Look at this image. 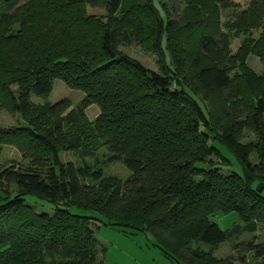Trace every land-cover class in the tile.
I'll use <instances>...</instances> for the list:
<instances>
[{
	"label": "trees",
	"instance_id": "1",
	"mask_svg": "<svg viewBox=\"0 0 264 264\" xmlns=\"http://www.w3.org/2000/svg\"><path fill=\"white\" fill-rule=\"evenodd\" d=\"M86 5H102L106 15L88 14ZM234 7L233 0H0V109L26 123L0 129V147L27 159L0 165V264H101L97 224L148 234L174 262L235 264L215 250L264 228V69L257 75L246 66L256 56L264 67V0L222 21ZM131 45L157 56L161 72L119 50ZM55 80L84 94L76 109L66 111L65 100L32 103V95L47 98ZM92 104L99 114L90 121ZM101 147L109 152L102 163L130 171L124 182L103 174ZM63 150L79 163L62 162ZM217 213H235L242 225L223 231ZM248 247L264 264V244Z\"/></svg>",
	"mask_w": 264,
	"mask_h": 264
},
{
	"label": "rangeland",
	"instance_id": "2",
	"mask_svg": "<svg viewBox=\"0 0 264 264\" xmlns=\"http://www.w3.org/2000/svg\"><path fill=\"white\" fill-rule=\"evenodd\" d=\"M254 0H233L235 7L228 10L222 11V21L231 18L242 10L248 8L250 3ZM172 11L175 15L180 11L181 5L178 2L172 4ZM168 10H170L168 8ZM86 11L88 14L105 16L106 10L102 5H86ZM258 32H254L257 36ZM243 36L234 38L231 42L230 51L231 54H235L240 47L241 40ZM119 50L125 53L127 56L137 60L146 68L154 71L161 72V68L158 65V58L154 54L145 52L137 45L131 46H120ZM165 62L168 64V56L165 51ZM246 66L252 70L255 74L260 75L263 72V65L260 63L258 57L249 56L246 60ZM16 86L12 89L16 90ZM84 94L78 90H72L67 88L60 80H55L53 82V89L50 95L43 99L31 96L32 103L36 105H42L44 102L49 104H54L58 101L65 100L69 103V108L76 109L81 103ZM85 114L88 120H94L98 114L99 109L96 105H89ZM25 121L19 116L17 112L9 113L5 110L0 109V129L2 128H12L16 126H25ZM0 154V165L10 166V165H20L23 166L27 163V159L21 155L18 150L13 146H1ZM109 155L108 150L105 147H101L98 150L96 158H98L100 168L103 170L105 176H112L124 182L131 173L128 171L120 162L112 161L102 163L106 161ZM60 160L62 162H73L78 164L77 155L71 150H63L59 154ZM90 163L93 162L92 159H87ZM227 167V166H226ZM237 172H240L238 167H235ZM9 190L13 188L8 187ZM27 204L34 206L39 212H45L48 214L52 213V205L44 200L37 199L34 196L26 197ZM70 212L80 216H95L94 212L80 210L75 207L69 208ZM214 222L223 231H229L234 225L242 223L240 222L238 215L235 213L222 214L217 213L214 217ZM94 236L97 240L98 249V262L101 264H186L184 262H174L168 259L152 241L148 234L139 233L127 228L122 227H109L102 224L93 225ZM252 242L255 245L264 244V228H259L255 233L248 234L242 233L236 238L225 241L219 245V248L215 250L214 256L216 258H229L235 264H259L258 259L253 257V251L248 247V243ZM203 250H207L208 247L202 245ZM243 259V262L240 260Z\"/></svg>",
	"mask_w": 264,
	"mask_h": 264
},
{
	"label": "water",
	"instance_id": "3",
	"mask_svg": "<svg viewBox=\"0 0 264 264\" xmlns=\"http://www.w3.org/2000/svg\"><path fill=\"white\" fill-rule=\"evenodd\" d=\"M261 190H262V189H261V188H259V192H261Z\"/></svg>",
	"mask_w": 264,
	"mask_h": 264
}]
</instances>
